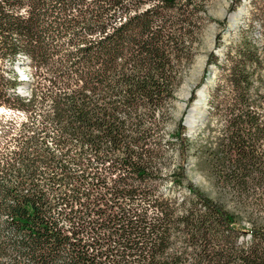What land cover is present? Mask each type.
Listing matches in <instances>:
<instances>
[{"label":"trees","instance_id":"trees-1","mask_svg":"<svg viewBox=\"0 0 264 264\" xmlns=\"http://www.w3.org/2000/svg\"><path fill=\"white\" fill-rule=\"evenodd\" d=\"M206 2L0 0V264H264V0L206 61L215 196L166 154L189 148L166 126Z\"/></svg>","mask_w":264,"mask_h":264},{"label":"rangeland","instance_id":"rangeland-1","mask_svg":"<svg viewBox=\"0 0 264 264\" xmlns=\"http://www.w3.org/2000/svg\"><path fill=\"white\" fill-rule=\"evenodd\" d=\"M206 1L207 13L200 18L201 26L193 43L192 56L183 68V81L175 100L169 106V120L166 126L167 136L172 132L177 120L182 118L185 126L184 136L189 148L182 159L177 144L171 150H166V154L171 165L182 163L187 178L211 196H215L211 180L205 173V164L197 159L200 149L214 144L223 127V120L210 113V105L207 102L210 88L222 80V73L214 64L206 66V61L212 53L221 64L224 62L227 52L232 50L236 30L242 24L251 3L250 0H241L236 7H232V0ZM253 31L254 37L259 38L260 27L255 25ZM1 67L4 75H8L10 69L13 70L20 81L16 92L26 94L27 67L24 57L18 55L12 62L3 60ZM192 89H195V99L187 104Z\"/></svg>","mask_w":264,"mask_h":264}]
</instances>
